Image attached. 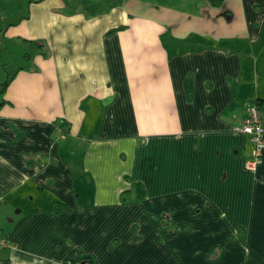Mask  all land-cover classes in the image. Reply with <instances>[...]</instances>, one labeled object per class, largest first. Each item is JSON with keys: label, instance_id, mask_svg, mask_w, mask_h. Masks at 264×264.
I'll return each instance as SVG.
<instances>
[{"label": "crops", "instance_id": "obj_1", "mask_svg": "<svg viewBox=\"0 0 264 264\" xmlns=\"http://www.w3.org/2000/svg\"><path fill=\"white\" fill-rule=\"evenodd\" d=\"M30 2L0 109V264H264V151L248 169L238 132L249 102L264 116V0Z\"/></svg>", "mask_w": 264, "mask_h": 264}, {"label": "rangeland", "instance_id": "obj_2", "mask_svg": "<svg viewBox=\"0 0 264 264\" xmlns=\"http://www.w3.org/2000/svg\"><path fill=\"white\" fill-rule=\"evenodd\" d=\"M4 7H0V44L1 41L3 45H0V53L6 58V68L3 67L0 54V75L2 79L0 84L5 82L8 78L15 76L16 72L26 66L27 53H33L32 49H23L19 46L17 42L18 33L17 30L23 22H25V17L31 15L30 0H4ZM6 29V38L2 37V31ZM4 39V40H3ZM2 48V49H1Z\"/></svg>", "mask_w": 264, "mask_h": 264}, {"label": "built area", "instance_id": "obj_3", "mask_svg": "<svg viewBox=\"0 0 264 264\" xmlns=\"http://www.w3.org/2000/svg\"><path fill=\"white\" fill-rule=\"evenodd\" d=\"M58 128L60 134L57 139L61 140L66 137L68 127L61 124ZM238 132L245 134L252 146L251 157L247 161L246 167L250 170H256L262 162L264 151V116L258 101H251L247 104L243 125L238 129ZM0 246L11 248L13 243L7 237L0 238Z\"/></svg>", "mask_w": 264, "mask_h": 264}, {"label": "trees", "instance_id": "obj_4", "mask_svg": "<svg viewBox=\"0 0 264 264\" xmlns=\"http://www.w3.org/2000/svg\"><path fill=\"white\" fill-rule=\"evenodd\" d=\"M91 1L98 2V1H102V0H91ZM208 2L210 3V5L212 7L219 9V8H222L224 6L225 0H208ZM121 28L122 27H119L117 29H113L109 33L115 32V31H117V30H119ZM33 43L35 44V46L40 51L44 48V45H43L42 42L34 41ZM0 54H1V60H2V63H3V67L6 68V64H7L6 58L4 57V55H2V53H0ZM44 55H46V54H44ZM27 57H28V55H27ZM13 79H14V77L8 78L5 82L0 84V109L8 103L7 100L5 99V95H6L8 87L10 86L11 82L13 81ZM64 125L67 126V124H65V123H64ZM144 197H145L144 189H143V187L141 185H138L137 186V198L139 200H142V199H144ZM133 198H134V196H133L132 192H130V191H126V192H124L122 194V200L124 202H130V201L133 200ZM52 209H53L54 213L60 214V213H62L64 211L71 210V207L66 205V204H64V203H61V202H55L53 204ZM180 229L186 230V229H188V226L182 225V226H180ZM91 262H92V259H91Z\"/></svg>", "mask_w": 264, "mask_h": 264}]
</instances>
